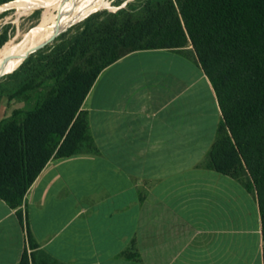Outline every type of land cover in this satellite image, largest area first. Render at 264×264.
Segmentation results:
<instances>
[{
    "label": "crops",
    "instance_id": "0c3cea01",
    "mask_svg": "<svg viewBox=\"0 0 264 264\" xmlns=\"http://www.w3.org/2000/svg\"><path fill=\"white\" fill-rule=\"evenodd\" d=\"M82 109L96 150L53 157L21 207L0 198V264H264L256 190L206 166L223 116L194 57L130 52Z\"/></svg>",
    "mask_w": 264,
    "mask_h": 264
},
{
    "label": "trees",
    "instance_id": "16d2710c",
    "mask_svg": "<svg viewBox=\"0 0 264 264\" xmlns=\"http://www.w3.org/2000/svg\"><path fill=\"white\" fill-rule=\"evenodd\" d=\"M87 43L92 66L72 73L68 67ZM188 44L223 116L206 166L257 191L264 236V0H142L74 37L56 94L21 123L0 124V198L19 208L53 157L82 153L89 143L86 151L96 150L82 106L106 67L133 51L183 53ZM118 47L129 51L110 56ZM20 264H30L26 254Z\"/></svg>",
    "mask_w": 264,
    "mask_h": 264
},
{
    "label": "rangeland",
    "instance_id": "374dc122",
    "mask_svg": "<svg viewBox=\"0 0 264 264\" xmlns=\"http://www.w3.org/2000/svg\"><path fill=\"white\" fill-rule=\"evenodd\" d=\"M23 1L26 0H0V7L3 6L0 8V52L5 45L27 42L34 34H41L50 29H59L60 35L55 36L56 38L50 40L51 42L44 47L40 48L41 45L34 50L35 52H30L14 70L0 79V124L21 123L29 111L56 94L65 76V74L60 76L63 65L61 62L74 37L106 19L109 13L136 8L142 2V0H81L72 15L69 10L75 6V1H68L57 7L39 6L28 10L17 7ZM70 15L72 18H69ZM91 48L93 46L88 43L82 46L83 53L75 57L68 70L75 73L90 68L92 64L89 63V54L93 52ZM128 51L129 49L118 47L110 56L123 55ZM183 54L194 57L198 62L191 44L184 48ZM102 61L100 58L97 63L100 64ZM90 147V143L85 144L83 152ZM30 255L31 253L28 254V259Z\"/></svg>",
    "mask_w": 264,
    "mask_h": 264
},
{
    "label": "bare ground",
    "instance_id": "6f19581e",
    "mask_svg": "<svg viewBox=\"0 0 264 264\" xmlns=\"http://www.w3.org/2000/svg\"><path fill=\"white\" fill-rule=\"evenodd\" d=\"M68 1L76 2L75 6H73L72 9L69 10V13L72 14L74 9H76L78 4H80L81 0H26V1L20 2L19 5L17 4L18 5L17 7L23 10H28V9L39 7V6L40 7H44V6L57 7L63 3H67ZM69 18H72L71 15L69 16ZM59 32H60L59 29H56V30L50 29L41 34H34L31 40L27 42L21 41L13 45H10V44L9 46L5 45V48H3V50H1L0 52V75L2 74L7 75L8 73H10V71L14 70L21 63V61L26 57V55H28L30 52L37 49L39 46L52 40L55 36L59 34ZM15 49H17L18 51L15 52L14 51Z\"/></svg>",
    "mask_w": 264,
    "mask_h": 264
},
{
    "label": "water",
    "instance_id": "95a60500",
    "mask_svg": "<svg viewBox=\"0 0 264 264\" xmlns=\"http://www.w3.org/2000/svg\"><path fill=\"white\" fill-rule=\"evenodd\" d=\"M71 26H72V25H71ZM71 26H70V27H71ZM59 35H60V34H59ZM59 35H58V36H59ZM56 37H57V36H56ZM56 37H54L51 41H53ZM51 41H49V42H51ZM49 42L43 44L40 48L44 47V46H45L46 44H48ZM40 48H39V49H40ZM36 51H37V50H36ZM34 52H35V51H34ZM28 56H29V55H28ZM28 56H27V57H28ZM27 57H26V58H27ZM26 58H25V59H26ZM25 59H24V60H25ZM3 76H5V74L0 75V79H1Z\"/></svg>",
    "mask_w": 264,
    "mask_h": 264
}]
</instances>
